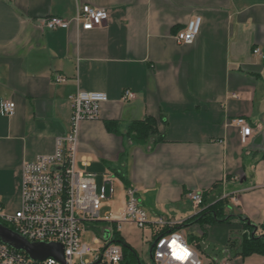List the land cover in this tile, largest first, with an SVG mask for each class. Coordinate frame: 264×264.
Masks as SVG:
<instances>
[{"label": "crops", "instance_id": "crops-1", "mask_svg": "<svg viewBox=\"0 0 264 264\" xmlns=\"http://www.w3.org/2000/svg\"><path fill=\"white\" fill-rule=\"evenodd\" d=\"M83 4L105 8L108 19L91 30L46 26L51 16L72 20ZM196 16L198 37L178 42ZM256 48L264 54V0H0V102L16 103L13 115L0 110L3 209L21 207L24 162L53 153L69 132L71 96L101 91L109 101L98 119L81 123L77 168L96 180L102 173L99 187L107 177L113 183L106 214L124 212L132 186L151 238L179 225L190 243H203V264H264V254L243 256L230 244L241 241L238 215L264 223V56ZM126 90L135 97L124 99ZM148 116L158 119L161 138L137 143L128 129ZM241 117L253 128L245 142L234 122ZM195 192L205 204L194 203ZM222 198L236 218L195 220ZM142 230L125 222L120 232L137 250Z\"/></svg>", "mask_w": 264, "mask_h": 264}, {"label": "built area", "instance_id": "built-area-1", "mask_svg": "<svg viewBox=\"0 0 264 264\" xmlns=\"http://www.w3.org/2000/svg\"><path fill=\"white\" fill-rule=\"evenodd\" d=\"M108 19V11L90 4L79 6L77 15L72 19L51 16L46 20L50 29L69 28L76 22L82 29L91 30L99 27ZM202 28V17L190 19L185 29L177 32L175 38L180 43H192ZM264 56L260 48L254 50ZM57 80H65L57 76ZM135 97L126 90L124 99ZM73 114L69 132L57 138L56 150L43 154L35 160L25 161L22 175V203L15 215L4 214L0 201V222L26 237L31 242H54L64 246V260L48 256L43 260L32 259L24 250H18L0 240V264H203V259L194 244L190 243L181 230L166 233L156 231L150 241V261L129 262L123 244L115 240V231H120L123 223H133L145 229L152 221L142 205L135 187H127V204L124 212L101 218L104 200L114 193V185L106 178L99 187L93 172L77 168V152L81 123L88 119H98L101 107L109 101L107 93L101 91H78L71 96ZM2 114L13 115L16 103L1 100ZM240 127L242 140L245 142L253 128L246 118L235 119ZM191 198L198 206L203 204L202 193L195 192ZM95 221L104 222L101 239L95 242L104 244L94 249L82 242V231ZM158 226L166 225L159 219ZM105 230L110 236H104ZM87 255L91 257L86 258ZM214 264H231L228 259Z\"/></svg>", "mask_w": 264, "mask_h": 264}, {"label": "trees", "instance_id": "trees-1", "mask_svg": "<svg viewBox=\"0 0 264 264\" xmlns=\"http://www.w3.org/2000/svg\"><path fill=\"white\" fill-rule=\"evenodd\" d=\"M118 124L119 122L115 120L108 121V126L112 131H117ZM128 135L131 139L140 144L147 143L152 135H157L161 138L158 128V119L153 116H148L144 119L133 121L128 129ZM205 203L206 198L204 196L203 204ZM227 206L228 199L222 198L216 203L205 207L195 220L202 225L215 224L218 222H230L236 217L233 214L225 212ZM237 218L243 226V230L241 231V241L239 243L237 241L230 240L231 246L234 248L237 247L239 254L243 256L256 252L264 254V223L256 224L258 227L255 231V226L251 223L249 218L243 215H238ZM180 228L181 227L178 225L171 227L170 230H180ZM115 240L123 244L129 262L137 263L139 258L137 251L123 238L120 231H115Z\"/></svg>", "mask_w": 264, "mask_h": 264}, {"label": "water", "instance_id": "water-1", "mask_svg": "<svg viewBox=\"0 0 264 264\" xmlns=\"http://www.w3.org/2000/svg\"><path fill=\"white\" fill-rule=\"evenodd\" d=\"M255 231L257 225L254 224ZM104 236L108 238L110 231L105 230ZM0 240L15 249L24 250L32 259L43 260L48 256H54L59 260H64V246L60 243L31 242L26 237L14 231L7 225L0 222Z\"/></svg>", "mask_w": 264, "mask_h": 264}, {"label": "rangeland", "instance_id": "rangeland-1", "mask_svg": "<svg viewBox=\"0 0 264 264\" xmlns=\"http://www.w3.org/2000/svg\"><path fill=\"white\" fill-rule=\"evenodd\" d=\"M103 180L104 179H103L102 173H99V177L97 179V182H98L99 186L102 184ZM106 201L107 200L103 201L102 207L100 209L101 210V218L105 217L106 212H107L106 210H108L106 208V206H105ZM16 209L17 208H15V206L13 205V207L7 208V211L4 210L3 213L7 214V215H15L16 214ZM103 225H104V222H102V221H95V222H93V224L89 225L85 231H82V234H81L82 235V237H81L82 238V242L83 243H87L88 245H90V247H92L94 249H100L103 246L104 242L100 241V243H97V242H95V239L96 238L101 239V235H102V232H103L102 231L103 230ZM124 230L126 231V229H123V232H124ZM232 230H230L231 234L234 233L235 228L233 227ZM142 231H145V233H144V241L142 242L143 246L142 247H138V249L137 250L135 249V250L137 251L138 256L141 258V260L143 262H149L150 261L149 249H150V241H151L152 238H151L150 232L148 230V227L143 229ZM137 236H138V234H137ZM185 236H186V238L189 241H192V236H191L190 232H186ZM213 245H214V243H213ZM194 246L198 250H202V248L204 247L203 243H201L200 241L199 242L195 241ZM88 257L90 258L91 256L87 255L86 258H88Z\"/></svg>", "mask_w": 264, "mask_h": 264}]
</instances>
